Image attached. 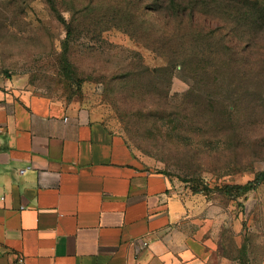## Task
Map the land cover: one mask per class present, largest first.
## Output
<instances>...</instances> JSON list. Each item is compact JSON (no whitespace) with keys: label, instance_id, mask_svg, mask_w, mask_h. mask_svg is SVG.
Segmentation results:
<instances>
[{"label":"rangeland","instance_id":"374dc122","mask_svg":"<svg viewBox=\"0 0 264 264\" xmlns=\"http://www.w3.org/2000/svg\"><path fill=\"white\" fill-rule=\"evenodd\" d=\"M182 3L209 18L161 15V35L159 12ZM255 3L0 0V77L86 106L137 166L165 173L187 210L176 230L208 264H264V20L228 18Z\"/></svg>","mask_w":264,"mask_h":264},{"label":"crops","instance_id":"0c3cea01","mask_svg":"<svg viewBox=\"0 0 264 264\" xmlns=\"http://www.w3.org/2000/svg\"><path fill=\"white\" fill-rule=\"evenodd\" d=\"M186 216L86 106L0 77V264H208L176 230Z\"/></svg>","mask_w":264,"mask_h":264},{"label":"trees","instance_id":"16d2710c","mask_svg":"<svg viewBox=\"0 0 264 264\" xmlns=\"http://www.w3.org/2000/svg\"><path fill=\"white\" fill-rule=\"evenodd\" d=\"M204 3L206 1H203ZM224 4V3H223ZM225 5V4H224ZM188 6L184 5L183 3L179 6H177L176 10H167L164 12H159L158 16L160 18H156L157 23H158V27L159 30L161 31V35H163L164 29L168 28V23L167 24H163V16L165 17L166 20H168V18H175L177 20H182L185 21L184 19L189 20L190 22H193L194 24L196 23V21H200L203 22L204 20H207L208 15L206 14L205 11L202 12H196L192 9V11H188L187 9ZM254 8H252L251 12L247 13L244 12L243 10L238 14H234L231 16H228V18H231L230 22H234L235 23V27H239L241 26V23L245 22L248 24V27H255L258 28V30L261 28V24L262 21L264 20V11L261 10V8L259 7V4L255 3ZM146 15H149V13L147 12ZM163 15V16H161ZM250 15V17H249ZM146 17V16H145ZM199 19V20H198ZM192 23V26L190 27L189 30L195 31L192 33L191 38L195 41L198 40L200 38L203 37V32L204 30L200 29L199 27L194 26V24ZM183 29V28H181ZM202 30V31H200ZM197 32V33H196ZM224 46H226L229 51H230V55L232 56L230 59V63L231 64H238L241 65L243 64L244 59L241 58V53L239 52V49L237 47H235L234 45H231L230 42H224ZM231 64H228L227 66H232ZM254 65V64H253ZM226 66V67H227ZM263 178H264V173L262 174Z\"/></svg>","mask_w":264,"mask_h":264},{"label":"built area","instance_id":"2783aa9c","mask_svg":"<svg viewBox=\"0 0 264 264\" xmlns=\"http://www.w3.org/2000/svg\"><path fill=\"white\" fill-rule=\"evenodd\" d=\"M29 169H30V167L21 169L20 170V173L23 174V173H25ZM146 244L147 243H145V245ZM11 264H27V261H26V258L23 255H19V256H17L16 260L13 263H11Z\"/></svg>","mask_w":264,"mask_h":264}]
</instances>
